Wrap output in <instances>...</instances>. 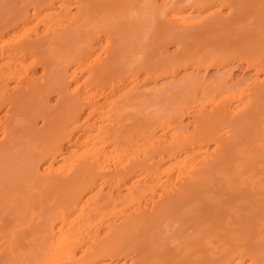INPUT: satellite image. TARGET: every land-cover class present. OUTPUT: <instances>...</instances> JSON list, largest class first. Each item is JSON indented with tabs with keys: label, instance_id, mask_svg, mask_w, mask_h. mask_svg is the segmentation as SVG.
<instances>
[{
	"label": "bare ground",
	"instance_id": "6f19581e",
	"mask_svg": "<svg viewBox=\"0 0 264 264\" xmlns=\"http://www.w3.org/2000/svg\"><path fill=\"white\" fill-rule=\"evenodd\" d=\"M0 264H264V0H0Z\"/></svg>",
	"mask_w": 264,
	"mask_h": 264
},
{
	"label": "rangeland",
	"instance_id": "374dc122",
	"mask_svg": "<svg viewBox=\"0 0 264 264\" xmlns=\"http://www.w3.org/2000/svg\"><path fill=\"white\" fill-rule=\"evenodd\" d=\"M174 45H172V46H170V47H172V48H174L173 47ZM171 48V49H172ZM232 64H230V65H227L226 66V68L224 69V71H226L227 69H229V68H231V72H229L224 78H223V84H222V87H226V86H228V85H230V84H232V82L233 81H236L237 79H240V78H242L243 76H244V74H248V70H246V69H244V70H242L243 68H240V67H237V68H234L233 66H231ZM182 73V74H181ZM180 73V75H177V77H176V79L174 78V80H177V78L179 77H181V76H187L188 74H187V72H181ZM211 73L213 74V73H215V70H212L211 71ZM250 73V72H249ZM210 74V73H209ZM231 75V76H230ZM249 75V74H248ZM178 78V79H179ZM169 81H173L171 78H165L163 81H160L161 83H168ZM159 82V83H160ZM160 83V84H161ZM172 84H174V83H171L170 85H172Z\"/></svg>",
	"mask_w": 264,
	"mask_h": 264
}]
</instances>
